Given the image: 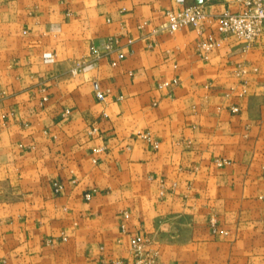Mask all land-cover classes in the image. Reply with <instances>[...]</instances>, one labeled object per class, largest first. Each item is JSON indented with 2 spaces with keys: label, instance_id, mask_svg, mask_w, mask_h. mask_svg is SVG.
Listing matches in <instances>:
<instances>
[{
  "label": "crops",
  "instance_id": "0c3cea01",
  "mask_svg": "<svg viewBox=\"0 0 264 264\" xmlns=\"http://www.w3.org/2000/svg\"><path fill=\"white\" fill-rule=\"evenodd\" d=\"M205 2L0 0V264H264V35L160 28Z\"/></svg>",
  "mask_w": 264,
  "mask_h": 264
},
{
  "label": "built area",
  "instance_id": "2783aa9c",
  "mask_svg": "<svg viewBox=\"0 0 264 264\" xmlns=\"http://www.w3.org/2000/svg\"><path fill=\"white\" fill-rule=\"evenodd\" d=\"M182 3L184 0H177ZM205 3L191 4L183 7L178 11L167 10L165 12L166 21L160 28L168 31L169 33H174L184 27L191 28L196 34V54L203 60L208 58V54L213 50L219 49L222 45L223 40L228 38H234L235 40L243 43L245 47H249L256 38L264 35V0H232L236 4L237 9L224 10L218 14H213L210 12V6L213 1L219 0H205ZM143 22L142 25H145ZM156 28L154 32L159 30ZM219 35L216 37L214 31ZM117 38L108 37L102 44V47L92 46L90 47V56L92 60L99 59L103 55H107L117 51ZM43 61L52 62V56L49 53H45L43 56ZM124 58V54L121 52L117 53V60ZM88 60H80L75 63L71 72L73 74L78 73V71L84 67ZM116 61H112L111 65L115 66ZM177 83L176 79H172L170 82L163 81L160 86L168 87L169 85H174ZM264 89V88H262ZM96 97L99 101L104 99L101 92L96 93ZM232 112H237L238 109L233 107ZM68 112V111H67ZM106 116V114H103ZM96 129H92L91 133H94ZM142 137L148 139L147 134L142 135ZM100 148H95L92 151L94 153L99 152ZM54 193H60L62 185L59 182H54L52 184ZM91 193H85V199L91 198ZM129 215L124 213V219H128ZM214 227V223L211 222ZM122 230L125 231V225L121 226ZM218 234H225L222 229H213ZM150 240L146 237H142L137 234H133L129 238V246L135 255L140 257L142 248L147 245ZM141 262V259L139 260Z\"/></svg>",
  "mask_w": 264,
  "mask_h": 264
}]
</instances>
